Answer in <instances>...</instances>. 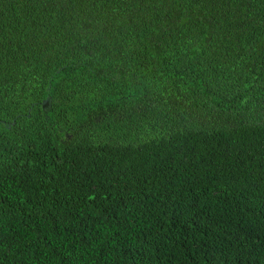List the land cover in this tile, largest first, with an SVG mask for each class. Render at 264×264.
Returning a JSON list of instances; mask_svg holds the SVG:
<instances>
[{"label": "trees", "instance_id": "obj_1", "mask_svg": "<svg viewBox=\"0 0 264 264\" xmlns=\"http://www.w3.org/2000/svg\"><path fill=\"white\" fill-rule=\"evenodd\" d=\"M0 264H264V0H0Z\"/></svg>", "mask_w": 264, "mask_h": 264}, {"label": "water", "instance_id": "obj_2", "mask_svg": "<svg viewBox=\"0 0 264 264\" xmlns=\"http://www.w3.org/2000/svg\"><path fill=\"white\" fill-rule=\"evenodd\" d=\"M48 97L46 96L42 101L41 104L44 105L47 102Z\"/></svg>", "mask_w": 264, "mask_h": 264}]
</instances>
